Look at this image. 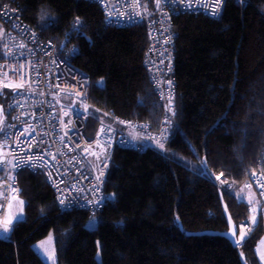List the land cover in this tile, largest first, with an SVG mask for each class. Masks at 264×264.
I'll return each mask as SVG.
<instances>
[{
    "label": "trees",
    "instance_id": "obj_1",
    "mask_svg": "<svg viewBox=\"0 0 264 264\" xmlns=\"http://www.w3.org/2000/svg\"><path fill=\"white\" fill-rule=\"evenodd\" d=\"M5 5L19 8L30 26L56 41L89 76L88 135H95L97 118L108 124L115 118L137 120L158 129L161 106L143 64L145 23L106 26L100 7L84 0H0V9ZM154 7L155 0H143L144 11ZM263 14L264 0H226L216 20L173 15L176 100L167 148L180 156L116 146L105 172L110 193L101 213L105 221L93 229L86 227L84 212L60 214L43 174L21 170L17 185L25 226L0 240V264H46L35 245L59 217L75 222L59 263L241 264L243 254L248 264H261L255 247L264 234L262 222L237 248L219 236L187 233L227 230L220 192L236 225L251 214L250 204L215 175L239 188L264 161ZM6 30L0 18V61L6 58ZM158 173L164 175L162 189L154 187ZM148 200L157 212L140 220Z\"/></svg>",
    "mask_w": 264,
    "mask_h": 264
},
{
    "label": "built area",
    "instance_id": "obj_2",
    "mask_svg": "<svg viewBox=\"0 0 264 264\" xmlns=\"http://www.w3.org/2000/svg\"><path fill=\"white\" fill-rule=\"evenodd\" d=\"M84 1L100 7L107 26L146 24L148 45L143 64L165 116L157 130L137 120L115 119L113 127L97 119L95 135H88L87 122L92 117L89 76L69 60L56 41L43 38L19 13L4 8L7 55L0 61V89L8 121L0 136V240H9L15 227L25 226L24 221L9 218L21 170L46 177L61 214L102 213L109 202L105 172L114 148L140 152L150 142L163 145L170 136L176 71L173 15L201 14L216 20L226 3L155 0V7L146 12L143 0ZM250 182L264 201V169L254 172ZM259 215L264 218V207Z\"/></svg>",
    "mask_w": 264,
    "mask_h": 264
},
{
    "label": "rangeland",
    "instance_id": "obj_3",
    "mask_svg": "<svg viewBox=\"0 0 264 264\" xmlns=\"http://www.w3.org/2000/svg\"><path fill=\"white\" fill-rule=\"evenodd\" d=\"M1 92L2 91L0 89V96H1ZM6 123H7V110H6L5 105L3 104L2 100L0 99V136L4 132ZM156 148L161 149L163 151L170 152V153L172 152L171 150L166 148V146L159 145V146H156ZM172 153H174L176 156H180L175 152H172ZM163 177H164L163 173H158L155 175V182H154L155 189H162L163 188L162 182L160 180V178L162 179ZM236 191L243 192V193L246 192L247 196H238V197L240 199H244V200L246 199L245 201L250 204L251 215H250L249 222L251 224H256L257 217L255 215H257L258 211H260L264 207V201H261L259 199V197L257 196V194L254 190L248 189L247 186H245V185L240 186L239 189ZM243 197H246V198H243ZM155 211H157L156 205L154 204V202L152 200H148L146 203V206L143 209V212L142 211L140 212V215H139L140 220H144L149 215L154 214ZM254 213H255V215H254ZM253 217H255V220H253ZM9 218L15 219L16 221L23 220V218H24V201L21 198H18L16 200V204L13 206V208L9 214ZM104 221H105V217H103L102 215L89 216L88 220L86 221V227L88 229H93L94 227L97 226V224L102 223ZM70 224H72V223L70 222ZM262 224L264 225V218H263ZM52 232H53V230L49 231L47 237L44 240L40 241L35 246V248H64V246L57 244L55 242V240H53V238H51ZM241 232L242 231H240V233L238 234L240 237H241ZM63 245H64V243H63ZM62 251H63V249L61 250V252ZM61 252L59 253V256H60ZM255 253L257 254L256 256H257L259 262L261 264H264V234L255 247ZM56 264H65V263H59V260H58L56 262Z\"/></svg>",
    "mask_w": 264,
    "mask_h": 264
},
{
    "label": "crops",
    "instance_id": "obj_4",
    "mask_svg": "<svg viewBox=\"0 0 264 264\" xmlns=\"http://www.w3.org/2000/svg\"><path fill=\"white\" fill-rule=\"evenodd\" d=\"M2 100V97H1ZM3 102V101H2ZM7 121H8V113H7ZM149 145V143H148ZM229 190H232V192L236 195V196H247L246 192H238L236 190H238L239 188L237 186H229L227 187ZM13 198H14V205L16 204V200L18 198H21L19 195V188L18 185L15 188L14 194H13ZM239 198V197H238ZM246 198V197H243ZM22 199V198H21ZM23 200V199H22ZM244 200V199H242ZM246 200V199H245ZM244 200V201H245ZM24 201V200H23ZM248 203V202H247ZM249 204V203H248ZM24 206H25V202H24ZM157 212V211H155ZM251 215V214H250ZM255 215V213H254ZM257 217V222H262L263 223V217L259 215V211L257 213V215H255ZM24 221V218L23 220ZM25 222V221H24ZM70 222L72 224H70ZM256 222V223H257ZM74 221H66V219L59 217L58 219L55 220L54 224L52 225V228L50 229L53 230L52 232V237L53 240H55V242L57 244H60L63 246V243L66 239H68L73 232V227H74ZM14 230V229H13ZM12 232V231H11ZM11 232L9 234V237L11 235ZM10 239V238H9ZM238 239L241 240V237L238 235ZM63 242V243H62ZM38 244V243H37ZM36 244V245H37ZM35 245V246H36ZM63 248H35L36 253L38 254V256L46 263V264H56V262L58 261L59 258V253L61 252ZM100 251H102V248H100ZM62 253V252H61ZM256 254V253H255ZM257 255V254H256Z\"/></svg>",
    "mask_w": 264,
    "mask_h": 264
},
{
    "label": "bare ground",
    "instance_id": "obj_5",
    "mask_svg": "<svg viewBox=\"0 0 264 264\" xmlns=\"http://www.w3.org/2000/svg\"><path fill=\"white\" fill-rule=\"evenodd\" d=\"M248 2V0L247 1H241V2H238V3H247ZM5 8V11H8L9 13H14V12H17V13H19V15H20V17H21V19H24V17H23V14H22V12H21V10L19 9V8H17V7H13V8H11V7H9V6H4V7H2L1 9H0V18L2 19V21L4 20V16H3V14H2V10ZM263 18H264V14H263ZM219 19V18H218ZM104 20V19H103ZM104 24H105V22H104ZM106 25V24H105ZM107 26V25H106ZM109 27H111V26H109ZM147 45H148V38H147ZM174 49H175V42H174ZM175 52V51H174ZM7 55V54H6ZM6 59V58H5ZM4 59V60H5ZM3 61V60H2ZM155 93V92H154ZM155 95H156V98H157V101L159 102V104H160V106H161V117H160V121H159V126H160V124H161V122H162V120H163V118H164V116H165V112H164V106H163V104H162V102L158 99V96H157V94L155 93ZM175 100H176V92H175V96H174V99H173V111H172V116H171V118L169 119V124H170V136H169V138L167 139V142L166 143H164L162 146H166V148H167V146H168V144H169V141L171 140V137H172V131H173V127H174V114H175ZM159 128V127H158ZM148 149H150V147H147V148H145V149H143V150H141L140 152H143V151H145V150H148ZM264 169V161H260L259 162V164L257 165V166H255V167H252V170H251V172H250V176H249V179H248V181L245 183V186H247V188L248 189H252V190H254L255 192H256V194H257V196H258V192H257V190L254 188V187H252L251 186V182H250V180H251V177H252V174L254 173V172H257V171H262ZM220 177V179H218L219 181H221V182H225V185L227 186V187H229V186H235L236 184H235V182L233 181V180H231V179H224L220 174H216L215 175V177ZM110 196V193L107 191V198H108V200H109V197ZM259 197V196H258ZM76 213H78V212H76ZM61 214V213H60ZM249 220H250V215L247 217V219L245 220V221H243V222H241V223H239L238 225H236L237 226V229H238V233H240V231H244V232H246V235L244 236V238L242 239V243L246 240V239H248L249 237H250V235H251V233L256 229V226L257 225H259V222H257L256 224H251L250 222H249ZM263 227H264V225H263ZM226 231V230H225ZM218 232V231H217ZM224 232V231H223ZM207 235V234H206Z\"/></svg>",
    "mask_w": 264,
    "mask_h": 264
},
{
    "label": "water",
    "instance_id": "obj_6",
    "mask_svg": "<svg viewBox=\"0 0 264 264\" xmlns=\"http://www.w3.org/2000/svg\"><path fill=\"white\" fill-rule=\"evenodd\" d=\"M219 199H220V203H221V206H222L224 217H225L226 222H227V230L224 231V232L200 231V232H190V233H187V234L188 235H197V236L198 235H204V234L212 235V236H219V237H222V238L226 239L233 247L237 248L239 246L237 226L234 223V221L232 220V218H231V216H230V214L228 212L227 205L224 202V199L222 197L221 192L219 193ZM239 258H240V263L241 264H248L246 262V259H245L243 254H240Z\"/></svg>",
    "mask_w": 264,
    "mask_h": 264
},
{
    "label": "snow or ice",
    "instance_id": "obj_7",
    "mask_svg": "<svg viewBox=\"0 0 264 264\" xmlns=\"http://www.w3.org/2000/svg\"><path fill=\"white\" fill-rule=\"evenodd\" d=\"M159 3V0H158ZM216 8H218V5L216 7H214L213 12L215 13ZM76 24H79L80 21L77 19V21L75 22ZM16 87H22V85H16ZM217 179H220V177L218 176ZM22 203V202H21ZM253 220H255V217H253ZM5 229H7V222L5 223ZM246 235V232L242 231L241 232V239L244 238V236Z\"/></svg>",
    "mask_w": 264,
    "mask_h": 264
},
{
    "label": "clouds",
    "instance_id": "obj_8",
    "mask_svg": "<svg viewBox=\"0 0 264 264\" xmlns=\"http://www.w3.org/2000/svg\"><path fill=\"white\" fill-rule=\"evenodd\" d=\"M1 96H2V92H1ZM97 119H100V118H97ZM102 119V118H101ZM115 119H118V118H115ZM115 119H114V121H113V124H108V125H110V126H112L113 125V127H115L116 125H115ZM102 120H104V119H102ZM105 121V120H104ZM151 129V128H150ZM156 146H159V145H153L151 142H150V145L148 146V147H150V148H156ZM129 150V149H128ZM133 151H135V150H133ZM139 152V151H138ZM99 215H101V214H99ZM239 234V233H238ZM239 240V239H238ZM242 244V239L241 240H239V246ZM238 246V247H239Z\"/></svg>",
    "mask_w": 264,
    "mask_h": 264
}]
</instances>
